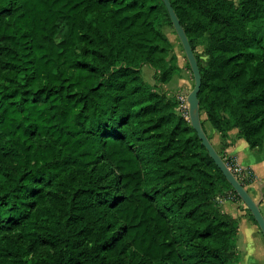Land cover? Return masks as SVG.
Here are the masks:
<instances>
[{"label":"trees","instance_id":"obj_1","mask_svg":"<svg viewBox=\"0 0 264 264\" xmlns=\"http://www.w3.org/2000/svg\"><path fill=\"white\" fill-rule=\"evenodd\" d=\"M170 1L206 38L201 112L261 152L264 0ZM165 28L162 0H0V264L242 262L219 198L242 200L162 87Z\"/></svg>","mask_w":264,"mask_h":264},{"label":"crops","instance_id":"obj_2","mask_svg":"<svg viewBox=\"0 0 264 264\" xmlns=\"http://www.w3.org/2000/svg\"><path fill=\"white\" fill-rule=\"evenodd\" d=\"M170 30V28H165V32L168 37ZM178 64L183 71L181 75L174 78L171 83L177 79H181L185 72L184 69L186 68V65L184 67V65L180 62V59ZM146 66L147 72L148 70H153L150 66ZM146 66L142 68L143 74ZM171 83L166 85V89H163L169 97L174 96L173 92L169 91ZM206 131L208 137L218 152H223L239 159L244 167L253 172L254 179L246 186V188L252 198L256 202L260 203V209L264 215V146L261 152L253 151L248 142L240 136L238 129L229 131L225 136L216 131L214 128L213 130L206 128ZM219 202L221 204L222 211L232 216L239 223L238 248L240 245L243 256L240 264H264V235L259 225L249 216L246 205L236 200L231 193L221 196L219 198Z\"/></svg>","mask_w":264,"mask_h":264},{"label":"water","instance_id":"obj_3","mask_svg":"<svg viewBox=\"0 0 264 264\" xmlns=\"http://www.w3.org/2000/svg\"><path fill=\"white\" fill-rule=\"evenodd\" d=\"M169 12L174 30L180 40V43L185 52L187 61L190 65L195 85L193 90L188 94L187 100L189 104V120L193 129L196 131L202 145L208 151L211 159L214 161L216 166L220 169L224 177L232 186L233 190L237 194V196L242 200V202L249 209L251 215L254 217L255 221L259 225L263 235H264V215L260 209V203L256 202L246 186L238 180V178L234 175V173L230 170L227 163L224 161L223 157L214 147L212 141L208 137L204 126H203V118L201 112V104L199 99V94L202 87V74L199 66V62L197 56L192 48L189 37L183 25L181 24L180 18L178 17L172 3L170 0H162Z\"/></svg>","mask_w":264,"mask_h":264},{"label":"rangeland","instance_id":"obj_4","mask_svg":"<svg viewBox=\"0 0 264 264\" xmlns=\"http://www.w3.org/2000/svg\"><path fill=\"white\" fill-rule=\"evenodd\" d=\"M237 4H239L240 0H234ZM169 37L171 39V41L174 43V49L173 52L175 55L179 56L180 62L184 65H188V61L185 55V52L183 50V47L180 43V40L176 34V32L174 31V29L171 28V30L169 31ZM197 38V51H196V55L200 58L201 63L204 67H208L211 61V57L208 55L207 50H206V38L205 36H202V32L199 31L196 36ZM173 52H171V54L169 55V59L171 58V56L173 55ZM178 60V59H177ZM147 66L144 68V74H143V78L146 82L153 84L156 88H161L160 86L157 87V84L154 80V74H153V70H146ZM184 74L183 77L181 79H177L176 81H174L173 83H171V86H169V91L173 92L174 96H176L177 98L180 96H188V94L193 90L194 85H195V81H194V77L193 74L191 73L190 70H188V68L184 69ZM147 72V73H146ZM188 81V82H186ZM163 89H166V86H162ZM202 118L203 121L205 122L206 128L213 130L211 124L208 121V117L205 111H203L202 113ZM239 240V238H238ZM239 251L242 253V250L240 248L239 245Z\"/></svg>","mask_w":264,"mask_h":264},{"label":"built area","instance_id":"obj_5","mask_svg":"<svg viewBox=\"0 0 264 264\" xmlns=\"http://www.w3.org/2000/svg\"><path fill=\"white\" fill-rule=\"evenodd\" d=\"M178 102H179V107L177 108V111L182 116H184L186 119L189 120V104H188L187 96L183 95L178 97ZM223 159L227 163L230 170L238 178V180L242 182L244 185L250 184L253 181L254 179L253 172L250 169L244 167L242 163L239 161V159L230 156L228 154H224Z\"/></svg>","mask_w":264,"mask_h":264}]
</instances>
